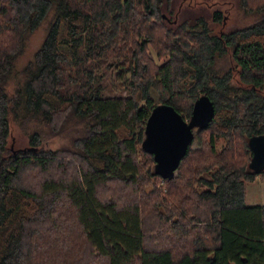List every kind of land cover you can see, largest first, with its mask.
<instances>
[{
  "label": "trees",
  "instance_id": "1",
  "mask_svg": "<svg viewBox=\"0 0 264 264\" xmlns=\"http://www.w3.org/2000/svg\"><path fill=\"white\" fill-rule=\"evenodd\" d=\"M172 2L0 0V264H264V203L246 201L264 0H238L253 19L230 30L220 9L171 25ZM203 93L214 118L164 179L147 119L160 102L189 119Z\"/></svg>",
  "mask_w": 264,
  "mask_h": 264
},
{
  "label": "water",
  "instance_id": "2",
  "mask_svg": "<svg viewBox=\"0 0 264 264\" xmlns=\"http://www.w3.org/2000/svg\"><path fill=\"white\" fill-rule=\"evenodd\" d=\"M214 115L215 104L207 93L194 101L189 119L170 103L156 104L147 119L142 143L144 150L154 155L155 172L164 179H172L198 129L207 127ZM248 144L252 150L249 167L261 173L264 171V133L251 135Z\"/></svg>",
  "mask_w": 264,
  "mask_h": 264
},
{
  "label": "rangeland",
  "instance_id": "3",
  "mask_svg": "<svg viewBox=\"0 0 264 264\" xmlns=\"http://www.w3.org/2000/svg\"><path fill=\"white\" fill-rule=\"evenodd\" d=\"M216 9L222 10L226 17L223 24L214 26L216 30L221 28L230 30L238 25L249 23L253 19L251 16H246L239 8L238 0H173L171 9L166 12V17L169 24L176 25L185 18H193L200 14L210 16ZM50 17L51 15L44 20L39 29L30 37L25 51L17 60V65L23 64L39 46L45 35ZM163 61L164 59L160 62L162 63ZM12 139L14 140L12 147L19 148L28 145L27 135L22 133L17 127L14 129ZM64 141V136H57L49 139L46 145L55 148L64 143ZM246 201L250 205L264 203V178L258 177L254 182L248 183Z\"/></svg>",
  "mask_w": 264,
  "mask_h": 264
}]
</instances>
